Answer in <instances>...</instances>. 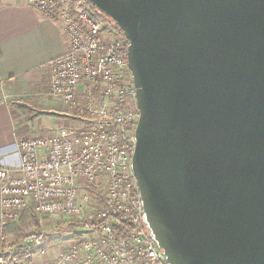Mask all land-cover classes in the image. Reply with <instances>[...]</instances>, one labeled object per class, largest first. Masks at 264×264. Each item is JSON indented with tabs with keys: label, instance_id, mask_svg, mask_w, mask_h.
Listing matches in <instances>:
<instances>
[{
	"label": "water",
	"instance_id": "water-1",
	"mask_svg": "<svg viewBox=\"0 0 264 264\" xmlns=\"http://www.w3.org/2000/svg\"><path fill=\"white\" fill-rule=\"evenodd\" d=\"M128 42L133 172L167 264H264V0H85Z\"/></svg>",
	"mask_w": 264,
	"mask_h": 264
},
{
	"label": "built area",
	"instance_id": "built-area-1",
	"mask_svg": "<svg viewBox=\"0 0 264 264\" xmlns=\"http://www.w3.org/2000/svg\"><path fill=\"white\" fill-rule=\"evenodd\" d=\"M29 5L63 26L69 49L51 63L49 92L83 126L18 141V164L0 166V223L30 210L82 226V238L47 264H167L143 224L133 172L139 115L127 40L77 0Z\"/></svg>",
	"mask_w": 264,
	"mask_h": 264
},
{
	"label": "crops",
	"instance_id": "crops-1",
	"mask_svg": "<svg viewBox=\"0 0 264 264\" xmlns=\"http://www.w3.org/2000/svg\"><path fill=\"white\" fill-rule=\"evenodd\" d=\"M68 49L69 42L60 22L33 10L29 0H0L1 167L16 166L18 141L28 133L38 134L31 123L40 121L41 117L27 120L20 113L26 112L22 111L23 107L33 112H48L53 117L69 112L61 102L55 105L47 92L51 63ZM56 254L57 251L51 250L36 255L27 264L50 263Z\"/></svg>",
	"mask_w": 264,
	"mask_h": 264
},
{
	"label": "rangeland",
	"instance_id": "rangeland-1",
	"mask_svg": "<svg viewBox=\"0 0 264 264\" xmlns=\"http://www.w3.org/2000/svg\"><path fill=\"white\" fill-rule=\"evenodd\" d=\"M77 1L86 8L85 0ZM99 21L105 25L107 24L104 20L100 19ZM119 36L123 37L122 34ZM50 76L51 74L49 73V90ZM49 90L47 92L50 97ZM76 102L81 103L80 96L76 98ZM24 103L25 101H22V104ZM55 103V105H59L57 104L59 102L55 101ZM131 105L136 109V102H133ZM22 111H26L20 112L25 117H30L36 113H48L40 111L33 112L24 107ZM55 116L42 114L39 116L41 117L40 121L31 123V128H34L33 130L38 134L40 133V135L37 134L36 136L45 137L60 128L77 129L83 126L82 121L78 117L80 115H73L72 112H65L60 117L58 115ZM54 120L60 121L58 123L53 122ZM30 135L32 134L28 133L26 136ZM31 236H39L40 239L38 241L34 239L26 240ZM81 238L82 226L79 224L60 219L42 218L26 212L17 221L6 224L0 223V264H23L25 259H33L34 256L51 250L60 253L68 249L72 244L77 243Z\"/></svg>",
	"mask_w": 264,
	"mask_h": 264
},
{
	"label": "trees",
	"instance_id": "trees-1",
	"mask_svg": "<svg viewBox=\"0 0 264 264\" xmlns=\"http://www.w3.org/2000/svg\"><path fill=\"white\" fill-rule=\"evenodd\" d=\"M86 8H87V10L90 12V13H92L93 15H94V17L97 19V20H104V21H106L109 25H110V27L116 32V34H118V35H121L122 33L115 27V25L107 18V17H105V16H103V15H101L95 8H93L92 6H90L87 2H86ZM138 113V112H137ZM52 115V114H50V113H36V114H32L30 117L28 116L27 117V120H33V119H35V118H37V117H39L40 115ZM26 212H30V213H32L30 210H27ZM25 212V213H26ZM33 214V213H32ZM34 215V214H33ZM31 239H34V240H39L40 239V237L39 236H31V237H29V238H27L26 240H31ZM29 260L30 259H25V261L23 262V264H27L28 262H29Z\"/></svg>",
	"mask_w": 264,
	"mask_h": 264
}]
</instances>
